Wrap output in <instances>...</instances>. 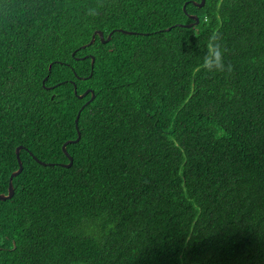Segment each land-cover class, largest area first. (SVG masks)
I'll use <instances>...</instances> for the list:
<instances>
[{
	"label": "trees",
	"instance_id": "trees-1",
	"mask_svg": "<svg viewBox=\"0 0 264 264\" xmlns=\"http://www.w3.org/2000/svg\"><path fill=\"white\" fill-rule=\"evenodd\" d=\"M200 3L0 0V264H264V0Z\"/></svg>",
	"mask_w": 264,
	"mask_h": 264
},
{
	"label": "water",
	"instance_id": "water-1",
	"mask_svg": "<svg viewBox=\"0 0 264 264\" xmlns=\"http://www.w3.org/2000/svg\"><path fill=\"white\" fill-rule=\"evenodd\" d=\"M205 4H206V0H201V3H200V4H197V5L200 6V7H204ZM184 10H185V7H184ZM191 18L195 21V23H192V24H189V25H179V26H180V27H184V28H192L193 26H197V25L199 24V18L196 17V16H192ZM166 31H169V29H167ZM122 32H123V33H127V34H135V33H132V32H127V31H125V30H122ZM112 34H113V32L109 34V36L107 37V39H105V37H104V33H103L102 31H97V32H95V34L92 36L91 42H90L89 44H87V46L90 45V44H93V43L95 42L96 35H98V36L100 37L102 43H108V42L111 40V36H112ZM83 48H86V46H83ZM91 59H92V69H93L94 64H95V57L92 56ZM51 69H52V65H50V67H49V70H50V71H51ZM92 74H93V71H92ZM92 74H91V75H92ZM91 75H90V76H91ZM90 76H89L88 78H90ZM52 88H53V87H49V88H46V89H52ZM74 92H75L76 95H78V94H77V85H76V84H74ZM89 94H91V98H90V100L85 104V106L88 105L91 101H93V100L95 99V94H94V92H93L92 90H87L84 94H82V95H78V97H79L80 99H84V98H85L87 95H89ZM83 109H84V107H82V109L79 111V113H78V115H77V118H76V121H75V122H76V128H77V130H78L79 118H80V115H81V112H82ZM80 137H81V135H80V132L78 131V138L76 139V141H71V142H72V143H74V142H78V141L80 140ZM68 143H69V142L65 143V144L63 145V147H62V148H63V151H64V153H65V155H66V156L68 157V159H69V163L66 164V165H64L65 167H71L72 164H73V158L69 155V153H68V151H67V149H66ZM21 148H22V147H18L17 150H16L17 159H18V163H19V166H20V167H19V169H18L17 171H15V172L11 175V177H10V185H9V192H8L7 195H5V194L0 195V201H4V200L11 199V198L14 196V185H13V179H14L15 177H17V176L22 172V170H23V164H22V161H21V159H20V149H21Z\"/></svg>",
	"mask_w": 264,
	"mask_h": 264
},
{
	"label": "clouds",
	"instance_id": "clouds-1",
	"mask_svg": "<svg viewBox=\"0 0 264 264\" xmlns=\"http://www.w3.org/2000/svg\"><path fill=\"white\" fill-rule=\"evenodd\" d=\"M86 14L95 17L99 15V12L94 8H90L87 10ZM224 51L225 50L223 49H217V46L215 44V37H212L206 47L205 54L203 56L204 66L209 70L224 71Z\"/></svg>",
	"mask_w": 264,
	"mask_h": 264
},
{
	"label": "rangeland",
	"instance_id": "rangeland-1",
	"mask_svg": "<svg viewBox=\"0 0 264 264\" xmlns=\"http://www.w3.org/2000/svg\"><path fill=\"white\" fill-rule=\"evenodd\" d=\"M50 71V70H49ZM46 80V79H45ZM46 88H49V87H46Z\"/></svg>",
	"mask_w": 264,
	"mask_h": 264
}]
</instances>
